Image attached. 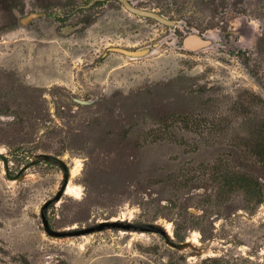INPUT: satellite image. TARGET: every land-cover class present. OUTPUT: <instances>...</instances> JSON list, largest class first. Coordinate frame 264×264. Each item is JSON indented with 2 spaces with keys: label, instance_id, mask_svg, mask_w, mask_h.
I'll return each instance as SVG.
<instances>
[{
  "label": "rangeland",
  "instance_id": "1",
  "mask_svg": "<svg viewBox=\"0 0 264 264\" xmlns=\"http://www.w3.org/2000/svg\"><path fill=\"white\" fill-rule=\"evenodd\" d=\"M89 1L0 0V151L11 176L28 167L10 181L0 160V264H264V165L238 147L264 124V0H131L175 27L115 1L72 14ZM193 33L221 47L173 46ZM42 154L82 165L47 210L53 229L119 220L170 225L168 239L48 236L63 171ZM236 173L259 198L223 188Z\"/></svg>",
  "mask_w": 264,
  "mask_h": 264
},
{
  "label": "water",
  "instance_id": "2",
  "mask_svg": "<svg viewBox=\"0 0 264 264\" xmlns=\"http://www.w3.org/2000/svg\"><path fill=\"white\" fill-rule=\"evenodd\" d=\"M115 1L120 3L129 13L133 14L134 16L149 19L151 21H155L161 25L168 26V27H175L177 24L176 22L167 19L163 15L156 13L154 11H149L146 9L138 8L136 7L130 0H90L87 5H83L78 7L73 11L72 14L76 13L79 10H85L90 9L97 5L98 3H104V2H110ZM213 41L205 36H199L195 33L190 34L188 37H186L183 41V43H175L173 46L175 47H182L191 51H198L205 48H208L212 46ZM157 51V45L153 47L143 48L139 50H129V49H123V48H110L107 50V52L104 54V56L108 55L109 53L119 54L122 56H125L130 59H142L144 57H148L149 55L154 54ZM40 158L45 159L47 161H52L55 164H57L63 171V183L58 191V193L55 195L54 198L46 201L41 209V219L43 224L44 232L56 239H68V238H77V237H85L88 235H92L94 233H99L105 230H122V231H137L140 233H150V234H158L162 235L166 239H168V234L165 231L163 227H160L158 225L154 224H139V223H133V222H125V221H104L100 222L98 224L92 225L90 227H84V228H66L64 230H56L53 229L50 225V222L47 217V210L49 207L60 201L62 196L66 193V189L68 187V184L70 183V168L66 164V162L61 159L60 157H57L52 154H42L39 155ZM0 160L4 163L5 169H6V177L10 181H16L18 180L21 175L24 173V171L28 167H24L20 173L16 176H11L9 174V160L7 156H5L0 151Z\"/></svg>",
  "mask_w": 264,
  "mask_h": 264
},
{
  "label": "trees",
  "instance_id": "3",
  "mask_svg": "<svg viewBox=\"0 0 264 264\" xmlns=\"http://www.w3.org/2000/svg\"><path fill=\"white\" fill-rule=\"evenodd\" d=\"M185 129L196 133L197 135L203 134V126L205 122H202L198 118H192L187 116L175 117ZM243 150H246L250 156L258 159L262 165H264V124L261 129L255 133H252L249 137H246L241 140V143H238V147ZM225 179L223 188L230 187V189H245L248 193H251L252 196L257 198L260 197V184L257 180H254L245 174H234L233 179ZM222 188V189H223Z\"/></svg>",
  "mask_w": 264,
  "mask_h": 264
},
{
  "label": "bare ground",
  "instance_id": "4",
  "mask_svg": "<svg viewBox=\"0 0 264 264\" xmlns=\"http://www.w3.org/2000/svg\"><path fill=\"white\" fill-rule=\"evenodd\" d=\"M81 166L82 165L79 163V161H77L76 166L71 170V174H70L71 177H76L79 174V172L81 171ZM68 190L72 193L73 197L74 196L75 197L81 196L80 194H81L82 190L78 186L76 188H75V186L69 187ZM165 229L169 231L170 230V225H166Z\"/></svg>",
  "mask_w": 264,
  "mask_h": 264
},
{
  "label": "flooded vegetation",
  "instance_id": "5",
  "mask_svg": "<svg viewBox=\"0 0 264 264\" xmlns=\"http://www.w3.org/2000/svg\"><path fill=\"white\" fill-rule=\"evenodd\" d=\"M131 1V0H130ZM132 2V1H131ZM205 37H208L210 38L212 41H213V44L212 46L208 47V48H215V47H221L219 44H218V37L216 35H204Z\"/></svg>",
  "mask_w": 264,
  "mask_h": 264
}]
</instances>
